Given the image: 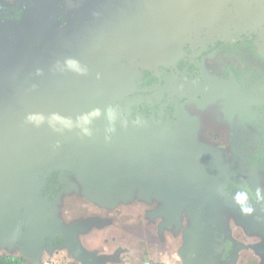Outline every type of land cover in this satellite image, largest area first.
I'll return each mask as SVG.
<instances>
[{"label":"flooded vegetation","instance_id":"1","mask_svg":"<svg viewBox=\"0 0 264 264\" xmlns=\"http://www.w3.org/2000/svg\"><path fill=\"white\" fill-rule=\"evenodd\" d=\"M86 1L82 0V7L78 13L79 0H0V28L5 29L0 33V46L9 50L3 55L0 54V67L7 68L3 61L6 59L13 65L11 68H16L18 60H14V58L17 55L13 56L10 53L19 52L22 49L25 53L31 48V53L24 54V58L21 59L23 67L16 79L15 75H11V69H7V73L10 78L14 79H9L6 82V79L0 78V110L5 107L18 83L32 68L27 80L16 93L12 107L7 113L0 116V207L37 189L47 172L55 169L58 163L64 168L53 170L46 180L47 184L49 178L59 172L58 183L55 185H60L61 188L56 200L49 202L47 198H38L37 192L27 202L29 204L26 206L27 209L34 212L30 206L34 203L41 212V207L45 208L49 203L54 204L55 210L59 207L63 214H67L69 197L65 196L63 192L67 185L70 186L68 181L71 177L81 179L82 187L88 186L100 191L109 185L119 186L129 183L132 179L130 174L133 172H146L147 175L151 170L156 172L159 168L157 166L155 169L153 168V162L156 159L153 158L156 156L154 152L157 151L158 160L163 164L164 157L166 158L163 151L167 147L159 142L163 138L160 133L151 130L147 133L146 130H141L142 125L140 127L137 116H143L145 124L146 119H149V112L152 111L146 99L160 93L165 88H169L171 95L176 96L172 103H166L168 105H165L163 99H159L154 105V111L158 112V116H154V118L156 124L161 128L162 124H167L162 119H173L175 107L182 103L180 95L186 97L182 103L185 107L190 98L194 97V89H198V87L206 92L227 93V87L224 85L213 84L200 87L197 80L207 64L212 68L226 64L220 55L223 51L241 49V51H247L248 56L257 57L263 49V46L259 48L253 46L263 39L260 35L245 30L243 27L218 26L222 21L213 22L215 13L211 11V21L204 20L200 25L207 31L212 30V33L214 32L216 35L210 36L209 39H196L195 45L200 46H196V52H194L196 54H192L193 41L188 37L193 35L194 27L199 24L196 22L197 16L202 17L206 13L204 7L220 3L219 0H96L95 6L104 9L106 17L91 20L83 17ZM222 1L225 7L231 6L232 8V5L228 4H232L233 0ZM253 1V4L256 5L262 0ZM70 7L71 12L66 13L65 10ZM234 9L236 12L221 17V20L227 18L232 21V25L238 22L237 13L245 11V9L237 4ZM177 11L179 12L176 13ZM30 16L33 19L43 18L41 25L43 29L48 28L46 35L38 37L36 32L32 31L34 28L24 27L26 19ZM55 19L60 21L58 26H49ZM173 22L175 23L173 24ZM88 25L99 26L102 29L96 46L101 61H103L101 69L92 79L84 81L82 77V84H80L82 86H77L75 93L65 92L66 90L64 91L63 88L70 82L73 71L69 68V63L64 60L65 54L61 47V40L65 38L66 34L72 33L76 29L82 30V27ZM174 29L178 31L176 34L172 32ZM38 30H41L39 26ZM25 32L31 33V37L30 35L21 36ZM182 34L187 39H183ZM82 38L86 39L84 36ZM20 48L22 49L20 50ZM55 50L57 53H54ZM151 50H155V54H151ZM168 51L172 58L166 57ZM157 58L159 59L156 62L158 64L153 63ZM140 63H144L145 67L138 68ZM153 64H156L157 67ZM82 65L85 66V62ZM124 69L132 70L128 79ZM134 70L137 71L134 72ZM129 78L132 80L130 81ZM186 80L192 84L194 89L188 91L187 87L189 86L184 85L180 86L181 88L178 90L182 82L187 83ZM37 81L39 85L43 84V86L40 88L41 95L35 96L36 93H33L32 87L39 90L35 84ZM131 82H134L131 87H135V89L131 91L130 99L134 100L135 97L139 99L133 102V106L126 108L127 111L123 112V116L126 119L135 118L138 126H135L134 131L131 130V139L128 144L123 138L129 131L123 128L119 133L111 132L106 126V121L101 123L100 119L96 118L94 110L105 109L111 114H115L118 110L117 105L114 101L112 103L107 101L118 98V88L127 87ZM174 85H177L176 88ZM175 99H178V102ZM138 101L140 103H136ZM165 108H168V112H165ZM19 110L26 111L25 115L24 113L19 114ZM43 110H46L50 117L44 121L45 123L43 122L44 127L37 129L34 124H29L28 120L31 122L32 120L28 116L31 113L34 115L43 114ZM26 128L29 129V133L23 132ZM114 128H116L115 125ZM175 136L178 135L175 134ZM178 139L181 144L182 136ZM135 142H138V145L143 143L147 147V151L143 153L139 148L135 149L133 147ZM77 147L82 149V157L87 162L85 167L76 166V163L73 164L71 161L72 157L68 151ZM30 148H32L31 151ZM119 148L125 150L126 153L120 151ZM174 150L178 153L173 150L169 153L179 158L180 150ZM29 153H31V157L28 156L29 159L42 171L27 173L25 176L20 170L18 174L21 179L17 175L7 176L6 170L10 167L9 164H6L5 159L17 162L20 157L24 154L29 155ZM144 164L149 169H144ZM69 168L72 171L67 170ZM180 176L182 177L183 174L180 173ZM185 176L186 180L190 178V175ZM26 178L28 179L26 180ZM209 183L211 185L212 181ZM84 192L86 191L82 190V194ZM6 194H10L11 198L4 199ZM58 202H64V206L61 207ZM11 209H8L10 210L9 214L6 213L8 210L0 211V216L7 219L12 213H33L23 208ZM9 228L8 226L6 231L10 232ZM59 231L69 232L67 229ZM4 241L5 239L1 237L0 243ZM54 245L56 246L57 243ZM5 252L2 248L0 249V255ZM63 261L65 260L63 259ZM69 264H75V262H69Z\"/></svg>","mask_w":264,"mask_h":264},{"label":"rangeland","instance_id":"2","mask_svg":"<svg viewBox=\"0 0 264 264\" xmlns=\"http://www.w3.org/2000/svg\"><path fill=\"white\" fill-rule=\"evenodd\" d=\"M219 1L221 2L205 6L206 13L202 17L197 16L196 22H199V24L194 29L192 28L194 36L190 35L188 37L193 41V45H191L192 54H196L194 53L196 52V46H200L195 45L194 41H197L198 38L209 39L210 36L216 35L214 32L212 33V30L207 31L200 25L204 20L211 21V11L215 13L212 19L213 22L219 23L222 21L218 26L243 27L245 30L257 33L264 39V0L256 5L253 4V0H233L232 4H228L232 5V8L231 6L225 7L224 2ZM96 2V0L86 1L83 17L85 16L89 20L106 17V11L97 8L95 6ZM235 4L241 5L242 9H245V11L237 13L239 21L232 25V21L227 18L221 20V17L236 12V9H234ZM212 6L214 8H211ZM71 10L70 7L65 12L70 13ZM42 21L43 18L41 17L33 19L30 16L26 19V26L24 27L34 28L32 31H35L40 37V35L48 33V28L43 29L41 25ZM59 22L55 19L49 26H58ZM38 26L41 30H38ZM3 31L5 29L0 28V33ZM172 32L176 34L178 31L174 29ZM101 34L102 29L99 26L88 25L82 27V30L76 29L72 33L66 34L65 38L61 40V47L65 54L64 60L69 63V68L73 71L70 82L63 88L64 91L66 90L65 92L75 93L77 86H82L80 85L82 84V77L86 81L94 78L99 73L103 61H101L96 46L97 39ZM24 35H30L31 37V33L25 32L21 36ZM82 36L86 39L84 40ZM182 38L187 39L184 34H182ZM7 51L9 50L0 46V54L3 55ZM30 53L31 48L25 53L23 49L16 53H10L13 56L17 55L14 60H18V64L16 68H11L13 65L3 59L7 68L0 67V78L6 79V82L9 79H16L22 71L23 61L21 59L24 58V54L29 55ZM54 53H57V51L55 50ZM260 53L259 56L253 57L248 56L247 51H241V49L226 50L220 54L226 63L225 65H217L216 68H212L207 64L203 68V73L197 78L198 85L200 87L213 84L224 85L227 87V93L206 92L200 90L199 87L198 89L192 88V84L188 80H186V84L182 82L178 90L181 88L180 86L188 85L187 90L194 89L195 95L190 98L185 107L182 103L175 107L172 120H174V128L183 126L185 129V133L182 134L181 145L179 146L175 142L178 146H174L181 147V151L188 156V158H183L187 159L186 161L193 160V162H196V155H202L205 160L199 159L197 164H205L210 171L213 168L211 166L210 169L209 160L213 159L215 162H213L215 164L214 171L219 175L223 176L224 172L227 171L228 173L240 175L244 181L253 182V184H246L245 188L258 197L251 198L248 204L253 205L256 203L254 211L264 217V48ZM151 54H155V50H151ZM220 55L219 58H221ZM166 57L172 58L169 51L166 52ZM158 61L157 58L153 63ZM83 62H85V66L82 65ZM156 64L153 65L157 67ZM140 66L145 67V64H138V68ZM7 69H11V75H15L14 78L8 76ZM131 71L130 69H124L127 79ZM136 71L134 70V72ZM129 80L132 79L129 78ZM133 83L131 82L127 87H119L117 90L118 98L107 101L108 103L114 101L117 105L118 110L115 114H111L105 109L94 110L96 111V118L100 119L101 123L106 121V126L111 132L119 133L120 129H127L129 132L124 135L123 140L128 144L131 139V130L134 131L135 126H138L135 118L126 119L123 116V112L127 111L126 108L133 106V102L139 99L137 97L134 100L130 99L131 91L135 89V87H131ZM35 84H37L39 90L32 87L33 93H36L34 95H41L40 88L43 84L39 85L38 81ZM173 84L175 83L173 82ZM176 86L174 85L175 88ZM171 94L170 89L165 88L160 93L146 99L152 111L149 112V119H146L145 124L143 116H137L140 127L142 125L141 130H146L147 133L150 130L160 133L161 137L165 135L164 132L172 131L171 129L160 128L154 118V116H158V112L154 111V105L157 104L159 99H163L168 104L172 103L173 98H176V96L174 97ZM34 95L32 96L35 97ZM177 100L176 102H178ZM136 103H140V101ZM25 112L23 110L18 111L19 114L24 113V115ZM42 112L43 114L34 115L31 113L28 116L32 120V122L28 120L29 124H34L37 129L44 127V121L50 117L46 110ZM114 125L116 128H114ZM23 132L29 133L30 131L26 128ZM161 139L163 140V138ZM133 147L135 149L139 148L140 152L143 153L147 151V147L143 143L138 145V142H135ZM119 149L126 153L122 148ZM169 151L172 150L168 149L166 156H169L172 160L174 155ZM68 152L72 157L73 164L76 163V166L82 167L87 165L86 159L82 157L81 148L77 147ZM154 153L158 154L157 151ZM28 156L31 157V153L29 155L24 154L17 162L5 159L6 164H9L10 167L6 170L7 176L17 175L20 178L18 174L20 170L25 176H27V173L42 171L33 164ZM81 157L82 160H80ZM190 157L193 159L191 160ZM179 159H182L181 153ZM144 167L146 170L149 169L146 164H144ZM199 167L201 169V166ZM161 168H164L163 165ZM130 176L132 179L129 183L119 186L109 185L100 191L88 186L82 187L81 179L71 177L68 181L70 186L67 185L65 192H63L65 196L69 197L67 214H63L59 207L55 210L54 204L48 203L45 208L41 207V216L50 230L49 234L53 232L58 235L59 233L55 232L56 230L62 229L65 231L67 229L69 232L64 233L70 234L72 238L69 240L66 237L65 242H68L67 246L70 247L71 253L76 251L74 253L76 255L82 252V254L93 256L92 259L101 264H183L179 250L186 245L185 236L187 231L196 229L197 226L194 211L190 208L192 203H181L176 209H171L172 194L169 190L166 191L161 185L156 184L157 182H150L146 172L136 171ZM82 190L86 192L82 194ZM177 193V197H180L179 192ZM10 194L4 195L3 198L10 199ZM198 194H196L197 197H199ZM230 199L226 195L221 199L215 197L216 201L219 200L217 201L219 203L218 212L223 216V221L216 228L217 233L213 234L214 230L212 229L209 232V237L218 239L219 242L223 238L224 241H229L233 246L232 255L222 257L218 264H238L244 258H248L246 260L251 264H264L263 227L259 228L253 221L246 225L242 224L231 206ZM58 203L61 207L64 206V202ZM249 205L246 206L251 208ZM215 222L213 223L215 224ZM8 226L10 232L6 231ZM220 235L223 237L221 238ZM1 237L5 240L11 239V242L15 243L21 240L26 247L27 243H37L49 236L43 230L42 223L38 221L36 213L17 212L12 213L7 219L0 217ZM131 242L135 243L134 255L130 254L133 249ZM129 243L130 246H128ZM27 247L30 249L32 245ZM102 255L104 256L101 257ZM153 256H156V258H153ZM229 256H234L232 263L231 260H228ZM151 258H153V261L150 260Z\"/></svg>","mask_w":264,"mask_h":264},{"label":"trees","instance_id":"3","mask_svg":"<svg viewBox=\"0 0 264 264\" xmlns=\"http://www.w3.org/2000/svg\"><path fill=\"white\" fill-rule=\"evenodd\" d=\"M255 44L256 45H253L255 48H259L261 46L264 48V39ZM185 100V95H180V101L183 103ZM164 103L165 105H168L166 104V101H164ZM164 110L165 112H168V108H165ZM162 121L167 122L166 125L161 123L162 129L172 130L167 133L164 132L165 135L162 136L163 140H159L162 145L167 147V149L163 151L164 155L167 154L168 149H179L182 159L180 160L179 158L174 157V159L171 160L169 156H166V158L164 157V163L162 164V162H159L157 154L153 157L156 158L153 162V168L155 169L157 166L159 169H157L156 172L153 170L149 171L148 177L150 178V182H157L156 184L161 185L166 191H170L172 194L171 209H176L181 203H192L190 208L194 211L197 226L196 229H189L187 231V246L182 250L188 264H218L222 257L232 255L233 246L229 241H224L222 235H220L222 238L221 242H219L218 239H212L209 237V232L213 229L214 234L216 232V228H218L223 221V216L218 212L219 203L217 201L219 200L216 201L215 197L221 199L225 195L229 196L232 202L231 206L234 208L235 214L242 224L246 225L247 223H251L253 221L257 226H259V228L263 227L264 229V217L254 211L257 204H248L251 198L254 199V197H258L245 188L246 184H253V182L247 180L244 181L240 175L228 173L227 171L224 172L223 176L219 175L216 171H214L215 162L213 159L209 160L210 169L211 166L213 168L210 171L209 167H206L205 164H197L199 159L205 160V157L202 155H196V162H193V158L191 159V157L190 159L192 161H186L187 159H184L183 157L188 158V156L181 151V147H174L181 145L178 136H175V134L180 137L183 136L182 134L185 133L184 127L178 126L177 128H174V120L170 118L166 120L162 119ZM175 142H177L178 145H176ZM162 165L164 168H161ZM189 165L194 166L191 167ZM199 166L204 169H200ZM180 173L183 174L182 177L180 176ZM185 175H190V178L186 180ZM58 176L59 172H56L49 178L48 183L42 191L37 193L38 198H47L49 202L56 200L61 188L60 185H55L58 183ZM211 181L212 184L210 185L209 182ZM177 192H179L180 197H177ZM197 193H199V197H197ZM246 205H249L251 208H248ZM26 206L27 205H22L13 209H25L27 208ZM10 210L6 213L9 214ZM213 222H215V224ZM42 228L49 236L47 237V240L49 241L50 246H53L52 244L56 243L58 245H62L66 241V237L69 240L72 238L70 234L62 233L58 230L55 232H58V235L61 236H58L53 232L49 234L50 230L47 227L42 225ZM223 244H225V246L222 247ZM233 257L234 256L228 257V260H231V263L233 261ZM246 259L248 260V258L240 260V263L238 264H251L250 262L248 263ZM0 264H28V261L23 256L3 254L0 255Z\"/></svg>","mask_w":264,"mask_h":264},{"label":"crops","instance_id":"4","mask_svg":"<svg viewBox=\"0 0 264 264\" xmlns=\"http://www.w3.org/2000/svg\"><path fill=\"white\" fill-rule=\"evenodd\" d=\"M67 243L68 242H64V244L61 246H58V244L56 246L54 244H52L54 246H50V243L46 238L37 243H27V246L32 245V247H30L29 249L27 246L25 247L23 245L21 240H19L18 243H15V242H11V239H10V240H5L3 243H0V249L2 248L3 250H5L6 251L5 254L25 257L28 261V264L39 263L49 251H51V253L53 254L56 252L55 254H57V256L59 255V257L57 258V261L64 259L66 262H75V264H81V263L82 264H101L97 262L96 260L92 259L93 256L82 254V252L81 254L78 253V255H76L74 254L76 253V251H73L74 253H71L70 247L67 246ZM131 244L133 248L132 249L133 253L131 252L130 254L134 255L135 243L131 242ZM128 246H130V243ZM186 246H187V240H186V245L179 250L183 264H188L187 259L182 251ZM103 256L104 255H102L101 257ZM153 258H156V256H153ZM153 258H151L150 260L153 261Z\"/></svg>","mask_w":264,"mask_h":264},{"label":"water","instance_id":"5","mask_svg":"<svg viewBox=\"0 0 264 264\" xmlns=\"http://www.w3.org/2000/svg\"><path fill=\"white\" fill-rule=\"evenodd\" d=\"M81 7H82V0H79L78 13L80 12ZM71 22H72V21H71ZM51 38H52V36L50 37V40H51ZM31 70H32V68L30 69L29 73H28V74H27V75H26V76H25V77H24V78L18 83V85L16 86V88H15V90L13 91L12 95L10 96V98H9V100H8V102H7V104L5 105V107H4L2 110H0V116H3V115H4L5 113H7V112L9 111V109L12 107L13 102H14V97H15L16 93L21 89V86H22V85L25 83V81L27 80L28 75L30 74ZM63 168H64V167H62V166L58 163V165H57V167H56L55 169L49 170V171L47 172V174H46L45 177H44V180L42 181V183L40 184V186H39L37 189L31 191L30 193H28V194L25 195L24 197H21V198L15 200V201L12 202V203H9V204H7V205H5V206L0 207V211H6V210H8V209H11V208H14V207H18V206H22V205H29V204H27V202H28L29 200L32 199V197H33V195H34L35 193L39 192V191L44 187V185L46 184V180H47L48 176L53 172V170L63 169ZM67 170H71V169L69 168V169H67ZM71 171H72V170H71ZM82 175H83V173H82ZM30 206L32 207V209L34 210V212L37 214V217H38L40 223H42V225H44L45 227H47L46 224H45V222H44V220H43V217L41 216V212L35 207L34 203L30 204ZM37 264H38V263H37Z\"/></svg>","mask_w":264,"mask_h":264},{"label":"built area","instance_id":"6","mask_svg":"<svg viewBox=\"0 0 264 264\" xmlns=\"http://www.w3.org/2000/svg\"><path fill=\"white\" fill-rule=\"evenodd\" d=\"M48 254H46V256L38 263V264H69V262H65L62 260L57 261V258L59 257V255L57 256V254H53L51 252H47Z\"/></svg>","mask_w":264,"mask_h":264}]
</instances>
